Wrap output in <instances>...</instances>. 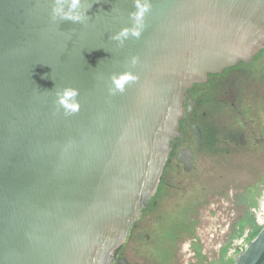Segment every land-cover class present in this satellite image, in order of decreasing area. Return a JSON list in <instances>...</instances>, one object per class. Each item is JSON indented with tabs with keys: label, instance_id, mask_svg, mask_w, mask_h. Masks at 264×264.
<instances>
[{
	"label": "water",
	"instance_id": "obj_1",
	"mask_svg": "<svg viewBox=\"0 0 264 264\" xmlns=\"http://www.w3.org/2000/svg\"><path fill=\"white\" fill-rule=\"evenodd\" d=\"M135 3L81 0L74 22L53 18L56 0H0V264H131L119 252L163 194L186 91L264 48V0H150L141 36L121 43ZM66 86L71 114L56 103ZM251 110L263 131L264 105ZM224 139L209 157L228 167ZM234 264H264V225Z\"/></svg>",
	"mask_w": 264,
	"mask_h": 264
},
{
	"label": "rangeland",
	"instance_id": "obj_2",
	"mask_svg": "<svg viewBox=\"0 0 264 264\" xmlns=\"http://www.w3.org/2000/svg\"><path fill=\"white\" fill-rule=\"evenodd\" d=\"M247 110V116H252L253 110ZM216 126L219 142L220 136L225 137L224 128L229 122L221 119ZM262 129L258 139L263 147L257 141L241 148L251 158L241 152L233 156L223 152L228 167L218 163V158L209 157L214 151L197 155L189 163L194 169L185 171L172 157L175 173L167 179L170 184L163 185L162 195L151 199L152 208L145 213L146 223L132 227L121 252L134 264L235 261L237 253L253 239L248 225L242 234L235 235L241 230L242 221L254 215L257 223L264 225V122ZM231 134L236 137V130Z\"/></svg>",
	"mask_w": 264,
	"mask_h": 264
},
{
	"label": "flooded vegetation",
	"instance_id": "obj_3",
	"mask_svg": "<svg viewBox=\"0 0 264 264\" xmlns=\"http://www.w3.org/2000/svg\"><path fill=\"white\" fill-rule=\"evenodd\" d=\"M184 104L186 110L180 127L182 136L176 137L172 143L165 165L166 170H163V176L160 179V186L170 184L166 178L171 172L167 169L170 166L172 169L175 167L171 165L172 157L182 164L185 171L193 168L189 163L190 161L194 162L197 155L203 152L219 151L216 124L218 120L223 119L225 113L229 114V118L232 120L229 122V126L224 128L226 135L223 144L230 147L226 151L228 154L235 153V150L238 147L241 148L242 144L247 141L246 135L242 142L236 140L231 134L235 130L242 131L244 134L245 131L251 129L252 141L255 144L258 141L257 144H261L259 139H256V135L263 134L261 123L255 124L256 117H248L247 109L261 108L264 105V48L253 57L251 62H239L225 68L222 72L210 73L205 83L193 84L186 91ZM178 166L180 165H176V168ZM262 187L263 185L257 189L259 193ZM159 190L161 191V187ZM256 198L258 200V195ZM151 208L152 204L146 207V209ZM252 208L250 207V209ZM251 216L254 215L248 217ZM119 255L126 257L131 264H134L121 250Z\"/></svg>",
	"mask_w": 264,
	"mask_h": 264
},
{
	"label": "clouds",
	"instance_id": "obj_4",
	"mask_svg": "<svg viewBox=\"0 0 264 264\" xmlns=\"http://www.w3.org/2000/svg\"><path fill=\"white\" fill-rule=\"evenodd\" d=\"M65 2H67V0H56V6L52 8L53 18L58 16L63 20H72L74 22L85 19V12L81 11V0H70L67 11L63 7ZM135 7L136 11L132 13V16L134 17V26L130 29L128 27L122 28L113 36V39L123 43V40L127 39L129 34L136 38L141 36L144 30V17L151 7L150 0H136ZM132 63H136L135 57H133ZM111 79L115 91L123 92L126 83L135 80L136 76L130 71H126L119 74H113ZM78 95V89L72 86L57 89L56 103L65 110L66 114L74 113L78 111L79 108V103L76 99Z\"/></svg>",
	"mask_w": 264,
	"mask_h": 264
},
{
	"label": "trees",
	"instance_id": "obj_5",
	"mask_svg": "<svg viewBox=\"0 0 264 264\" xmlns=\"http://www.w3.org/2000/svg\"><path fill=\"white\" fill-rule=\"evenodd\" d=\"M256 204H257V200H256ZM246 225H248L250 227V229H251V236H252V238H254L258 234V232L260 231V229L262 228V225H260V224L257 223V221L255 220V217L254 216H251V217H249V219H246V220H243L242 221V223L240 225L241 230L238 231V232H236L235 235L237 236V235L242 234L243 233V229L245 228ZM135 226H136V223L134 224L133 228H135ZM161 228H162V226H161ZM177 239H179V238H177ZM200 253H201V251H200ZM231 264H234V261Z\"/></svg>",
	"mask_w": 264,
	"mask_h": 264
},
{
	"label": "built area",
	"instance_id": "obj_6",
	"mask_svg": "<svg viewBox=\"0 0 264 264\" xmlns=\"http://www.w3.org/2000/svg\"><path fill=\"white\" fill-rule=\"evenodd\" d=\"M260 218V217H259ZM247 247V246H246ZM242 250H244V249H242Z\"/></svg>",
	"mask_w": 264,
	"mask_h": 264
}]
</instances>
